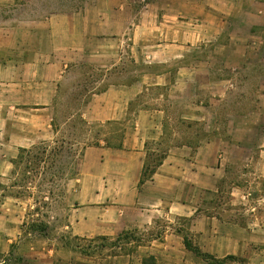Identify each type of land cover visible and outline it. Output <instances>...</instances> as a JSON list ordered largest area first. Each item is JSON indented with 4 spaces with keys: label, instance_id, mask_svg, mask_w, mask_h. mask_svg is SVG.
I'll list each match as a JSON object with an SVG mask.
<instances>
[{
    "label": "crops",
    "instance_id": "crops-1",
    "mask_svg": "<svg viewBox=\"0 0 264 264\" xmlns=\"http://www.w3.org/2000/svg\"><path fill=\"white\" fill-rule=\"evenodd\" d=\"M141 1L88 0L0 26V174L51 138L70 65H115L130 52L145 69L78 105L90 126L118 122L124 134L121 147L87 146L66 185L74 235L155 232L113 264H264V11L235 22L233 8L208 0ZM160 146L162 163L141 181ZM17 228L0 214V253Z\"/></svg>",
    "mask_w": 264,
    "mask_h": 264
},
{
    "label": "rangeland",
    "instance_id": "rangeland-1",
    "mask_svg": "<svg viewBox=\"0 0 264 264\" xmlns=\"http://www.w3.org/2000/svg\"><path fill=\"white\" fill-rule=\"evenodd\" d=\"M86 1L88 0H18L10 4H0V26L21 22L26 18H39L51 11H78L85 5ZM128 1L135 8L142 4L141 0ZM196 1L203 5L207 3V0ZM208 1L212 5H217L224 12L233 8L235 22L248 19L250 17L248 11L251 8L264 11V0ZM263 17L264 15L260 14V23L263 22ZM129 36L130 33L128 32L126 37ZM125 58L126 60L123 63L121 61L115 65L87 64L77 67L70 65L66 79L55 95L52 104V116L55 114L58 121L64 123L66 120L65 115L71 107L83 103L93 93L104 90L110 83L132 79L126 78V73L123 72L129 70L136 73V71L145 69L143 65L136 66V62H132L133 58H131L130 52L128 54L126 52ZM151 93L154 94L155 92ZM92 125L93 128L96 127L94 130L98 129L100 132V139L114 130L112 127L100 128L94 124ZM120 127L122 126H116L115 130L118 131ZM50 136L52 138V133ZM3 169H5V173L0 174V214L3 216V228L16 229V226H18L17 229L20 234L18 238L13 239L7 251L0 253V264H113L115 257L126 252V248L130 250L135 249L138 245H144L151 240L150 235L155 234V232H151L148 235L146 232H142L138 236L131 235L127 237L124 234L114 238H85L74 235L72 230L73 221L70 222L69 217L73 206L68 205L65 196L60 197L57 193H55L57 200L51 205L49 218L40 219L46 221L49 228L44 232L35 230L29 225L32 218L26 217V213L32 209V200H13L7 196L4 187L10 183L13 168L9 165V171L8 168ZM222 196L224 195L216 193L211 195L213 199ZM4 201H6V206H2ZM23 222H26L25 226ZM227 260L229 264H237L234 263L236 259Z\"/></svg>",
    "mask_w": 264,
    "mask_h": 264
},
{
    "label": "trees",
    "instance_id": "trees-1",
    "mask_svg": "<svg viewBox=\"0 0 264 264\" xmlns=\"http://www.w3.org/2000/svg\"><path fill=\"white\" fill-rule=\"evenodd\" d=\"M151 1L153 0H143L144 3ZM79 108L71 107L65 115L64 123L58 121L54 114L51 121L52 138L39 141L29 148H21L11 161L13 169L10 183L4 187L6 194L17 199L32 200V209L26 213V217L32 218L28 224L40 232L49 228L48 223L40 219L49 218L51 205L57 200L55 193L64 197L68 181L77 176L84 149L100 144V132L87 124ZM116 126L121 125L118 122L97 125L100 128L112 127L114 130L109 135H104L103 140L108 146L121 147L124 127L116 131ZM165 154L166 148L160 146L155 154L148 156L141 181L154 173ZM184 243L190 247L187 238H184Z\"/></svg>",
    "mask_w": 264,
    "mask_h": 264
}]
</instances>
